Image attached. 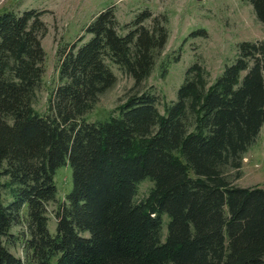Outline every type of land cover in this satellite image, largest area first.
<instances>
[{
  "label": "trees",
  "instance_id": "1",
  "mask_svg": "<svg viewBox=\"0 0 264 264\" xmlns=\"http://www.w3.org/2000/svg\"><path fill=\"white\" fill-rule=\"evenodd\" d=\"M246 1L264 24V0ZM43 13H0V264H264V186L234 184L264 124V41L241 42L210 85L194 64L164 114L146 91L89 121L117 82L112 65L141 85L169 30L157 16L144 25L147 9L122 34L114 6L103 9L60 54V82L42 114L34 102L45 73ZM64 165L73 186L52 233L48 205ZM146 179L154 187L138 201ZM24 210L25 259L6 241Z\"/></svg>",
  "mask_w": 264,
  "mask_h": 264
},
{
  "label": "rangeland",
  "instance_id": "2",
  "mask_svg": "<svg viewBox=\"0 0 264 264\" xmlns=\"http://www.w3.org/2000/svg\"><path fill=\"white\" fill-rule=\"evenodd\" d=\"M112 6L120 22V33L126 34L133 27L127 24L148 9L153 16L143 24L151 27L154 17H159L169 30V38L157 56L154 70L141 85L136 86L130 74L112 65L117 82L100 95L84 116L89 121L106 120L117 115L119 106L129 96L146 91L159 95L158 108L164 114L167 106L177 100L186 72L194 64L202 65L210 85L222 75L226 66L236 61L241 42L264 41V24L258 20L253 5L246 0H0V13L5 10L17 13L29 9L44 11L41 18L47 32L42 44L46 57L45 73L34 102L38 112L46 114L50 111V97L60 82V54L85 34L86 26L100 11ZM202 30L206 34L199 33ZM190 119L194 120L192 114ZM240 171L241 176L235 179V185L264 186V124L256 142L246 152ZM234 175L235 171H232L231 176ZM55 182L58 201L48 205L49 229L52 233L57 231L56 207L60 201H65L73 186L70 165L56 171ZM153 187L154 181L151 179L142 181L137 200L145 199ZM7 198L11 199V196ZM27 219L24 210L6 239L10 250L23 259L26 256L24 242L29 236ZM168 222L169 217L165 215L164 233L167 232Z\"/></svg>",
  "mask_w": 264,
  "mask_h": 264
}]
</instances>
